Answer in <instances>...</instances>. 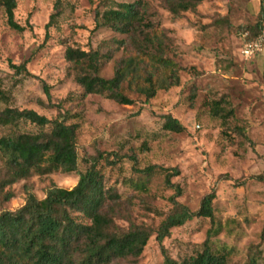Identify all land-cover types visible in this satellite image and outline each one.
I'll return each instance as SVG.
<instances>
[{
	"label": "rangeland",
	"instance_id": "1",
	"mask_svg": "<svg viewBox=\"0 0 264 264\" xmlns=\"http://www.w3.org/2000/svg\"><path fill=\"white\" fill-rule=\"evenodd\" d=\"M116 1L134 0H15L13 18L20 30L7 24L0 8V89L5 93L0 109L30 107L75 122L77 170L98 151L121 155L114 165L103 159L98 165L104 184L121 194L124 215L131 221L155 227L170 210L174 189L165 183L163 170L148 178L134 172L128 154L134 155L138 167L175 166L177 173L169 177L180 187L175 198L190 209L214 190L218 229L210 243L230 248L228 263L241 262L249 250L264 253L259 236L264 223V36L256 53H240L242 41L255 36V23L264 22V0H201L177 14L167 9L165 0H137L142 19L162 34L164 54L172 62L146 65L155 84L146 100L138 90L145 84L142 65L134 76L125 75L120 85L131 103L99 93L81 94L63 58L66 44L111 49L99 69L101 75H111L125 51L114 47L110 38L124 34L96 24L95 14ZM144 60L151 62L147 56ZM20 63L26 71L13 66ZM169 70L176 74L172 84H167ZM165 113L184 128H164ZM36 128L26 121L0 124V136ZM127 177L143 179L145 188L126 184ZM76 178L74 171L58 170L17 179L0 187V210L22 204L27 188L42 197L49 183L69 187ZM5 190L12 191L9 198ZM115 222L127 224L121 217ZM209 226L208 217L192 216L170 227L160 242L151 234L137 262L161 264V246L174 258L193 254Z\"/></svg>",
	"mask_w": 264,
	"mask_h": 264
},
{
	"label": "trees",
	"instance_id": "2",
	"mask_svg": "<svg viewBox=\"0 0 264 264\" xmlns=\"http://www.w3.org/2000/svg\"><path fill=\"white\" fill-rule=\"evenodd\" d=\"M165 1L167 9L177 14L180 10L194 8L201 0ZM14 7L15 0H0L7 24L20 30L22 26L13 18ZM54 14L50 13L45 27ZM95 16L96 24L124 34V37H112L110 41L114 47L121 46L125 53L115 61L111 75L103 76L99 69L110 57L111 49L102 51L98 47L84 49L66 44L63 58L70 66L81 94L99 93L119 103H131L133 99L123 92L120 83L125 75L129 78L134 76V69L142 65L145 84L140 85L138 90L144 95V100L148 99L154 94L155 84L152 71H148L146 65L155 68L156 63L165 65L172 62L164 54V44L160 39L162 34L155 31L150 21L142 19L137 0L116 1ZM254 28L256 36L261 22H256ZM144 56L151 62L144 60ZM13 66L26 71L24 63ZM167 78V84L176 82V74L172 70H169ZM4 97L5 93L0 89V99ZM163 117L164 128L175 131L184 128L169 113ZM18 121H26L37 128L0 136L3 158L0 187L30 174L58 170L74 171L77 178L69 187L49 183L42 197H37L27 188L22 204L13 209L0 210V264H140L137 256L151 234L160 242L170 227L180 225L192 216L210 219L201 248L193 254L174 258L161 246V264H264V253L249 250L241 262L228 263L226 256L230 248L226 245L212 247L210 236L218 229L212 205L214 190L204 193L198 206L190 209L175 198L180 187L169 179L170 175L177 173L175 166L151 163L138 167L134 155H127L134 172L148 178L155 170H163L165 183L174 189L169 196L171 208L155 227L136 223L124 215L125 209L119 200L121 194L111 185L104 184L103 172L98 165L100 159L109 166L114 165L121 155L114 151H98L85 160L82 169L77 170L75 122H68L64 117H47L30 107L4 106L0 109V124L14 125ZM124 182L145 188L140 178L136 181L127 177ZM11 195L12 191H4L5 198ZM115 217L125 219L127 224L120 226ZM259 236L264 239V223Z\"/></svg>",
	"mask_w": 264,
	"mask_h": 264
},
{
	"label": "built area",
	"instance_id": "3",
	"mask_svg": "<svg viewBox=\"0 0 264 264\" xmlns=\"http://www.w3.org/2000/svg\"><path fill=\"white\" fill-rule=\"evenodd\" d=\"M241 34H244L241 32ZM264 36V22L261 23V28L259 33L253 37L244 39L240 47V53L244 57L251 56L256 53L261 48V41Z\"/></svg>",
	"mask_w": 264,
	"mask_h": 264
}]
</instances>
